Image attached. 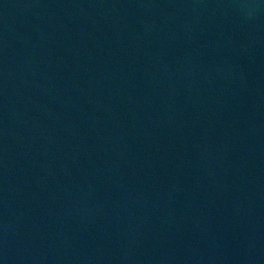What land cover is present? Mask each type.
Wrapping results in <instances>:
<instances>
[{"label":"water","instance_id":"water-1","mask_svg":"<svg viewBox=\"0 0 264 264\" xmlns=\"http://www.w3.org/2000/svg\"><path fill=\"white\" fill-rule=\"evenodd\" d=\"M0 264H264V0H0Z\"/></svg>","mask_w":264,"mask_h":264}]
</instances>
